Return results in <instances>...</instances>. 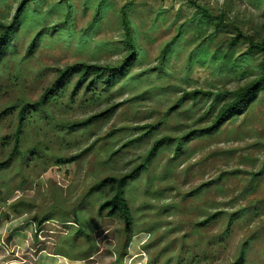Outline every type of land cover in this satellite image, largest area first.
Listing matches in <instances>:
<instances>
[{
  "label": "rangeland",
  "instance_id": "rangeland-1",
  "mask_svg": "<svg viewBox=\"0 0 264 264\" xmlns=\"http://www.w3.org/2000/svg\"><path fill=\"white\" fill-rule=\"evenodd\" d=\"M194 1L226 21L190 66L188 54L215 27L196 30L195 9L186 0L29 4L0 62V163L13 149L19 109L39 101L57 69L113 66L125 58L120 11L126 5L139 55L124 76L107 88L99 85L94 95L83 87L71 99L76 78L69 79L66 96L49 104L48 114L26 121L20 145L32 154L26 168L20 170L16 158L0 170V264H230L244 242L243 264H264V91L215 134L204 132L227 99L225 90L238 86L228 68L245 46L229 52L226 42L237 33L264 38V0ZM19 2L0 0V21L8 23ZM99 5L101 20L88 31ZM180 26L182 38L160 64ZM37 33L36 48L27 55ZM216 90L223 95L212 104L207 92ZM193 91L203 93L188 95ZM97 115L103 116L86 124ZM160 140L147 170L125 191L133 218L128 237L122 221L97 216L107 188L83 199L99 181L131 173ZM75 210L90 222V241L72 235L78 227L72 216L63 218ZM214 214L216 220L203 224Z\"/></svg>",
  "mask_w": 264,
  "mask_h": 264
},
{
  "label": "trees",
  "instance_id": "trees-1",
  "mask_svg": "<svg viewBox=\"0 0 264 264\" xmlns=\"http://www.w3.org/2000/svg\"><path fill=\"white\" fill-rule=\"evenodd\" d=\"M34 0H20L18 3L12 19L7 22L0 21V62L6 56L7 51L10 49L13 38L20 30L21 25L24 21L25 15L29 8V4ZM194 9L195 13L192 16V21L197 20L196 30L205 28L209 24H212L215 29L202 41L200 45H197L194 51L188 54L187 64L188 66L194 60L196 52L201 49L206 50L210 42L214 39L215 32L220 24H224L225 15L218 14L214 15L207 7H203L197 4L194 0H186ZM128 5L124 6L120 11V21L125 30V40L128 53L125 58L118 62L116 65H92L86 63H76L69 67L63 69H57V78L52 83V85L45 90L44 94L40 97L39 101L34 104L23 103V106L18 112V124L17 129L13 135V149L8 158L0 163V170H4L10 167L12 160L17 158L19 169L23 170L26 168V164L29 161V157L32 154L27 155L24 151L20 149L22 144L24 129H27L28 123L31 121L30 117L37 112H42L48 114V105L54 102L57 98L66 96V86L65 83L71 79L76 78V83L73 85L70 98L73 99L78 95L80 89L84 87V93H96L99 85H103L106 88L112 83L116 77H121L125 75L128 70L129 65L138 58V47L135 43L133 37L130 36V20L127 12ZM71 7H68L70 10ZM102 11L104 8L99 5L96 13L94 15L93 21L88 27V31H92L93 28L100 22L102 17ZM64 24H68L67 18L64 20ZM183 26L179 27L177 36L174 37L169 43L165 45L160 54V64H162L172 52L176 49V42L182 38ZM40 38V33L33 36L31 43L27 49V55H30L36 48L37 41ZM226 44L228 45V51L233 52L237 46H245L244 53L235 57L229 64L228 71L236 79L238 86L234 90H225L224 94L227 95V99L222 102L216 114L214 115L212 122L204 132L208 135L215 134L220 128L227 122L241 116L244 112L254 103L261 91H264V38H257L254 35L242 36L237 33L235 37L230 38ZM220 48H217V50ZM226 57V55H225ZM105 89H102V91ZM101 91V92H102ZM203 92L193 91L188 93V95L195 97ZM187 94H184V97ZM223 93L219 90L207 92V96L212 98V104L220 101ZM210 107V106H209ZM116 108L113 107V109ZM31 110L27 116V110ZM208 110V109H207ZM32 114V115H31ZM104 113L103 115H105ZM103 115H97L86 122L88 124L90 121L95 120ZM26 121L28 122L25 125ZM85 124V123H84ZM152 129V128H151ZM190 136V134L188 135ZM163 140L157 141L153 147L148 152L146 160L136 167L131 173H128L119 178L109 177L102 181L96 183L91 189L85 194L83 201H85L88 196L97 190L108 189L110 195L104 199L97 206V216L99 219L109 218V219H119L124 223V233L130 237L133 222H132V212L129 207L128 201L125 197L126 188L132 180L136 179L140 172L147 170L148 159L156 154L158 149L162 146ZM83 211L81 210V213ZM80 210L71 211L68 214H63V218L66 215L72 216L73 220L77 222V229L73 236H84L90 241V235L88 230L90 229L89 221L80 216ZM47 215L38 221V224H42L52 217ZM218 214H214L203 224L212 222L216 220ZM60 219L62 223H71V221H64L65 219ZM72 226V225H69ZM92 230V228L90 229ZM71 235V236H72ZM247 242L241 245L236 259L230 264H243L245 258Z\"/></svg>",
  "mask_w": 264,
  "mask_h": 264
}]
</instances>
